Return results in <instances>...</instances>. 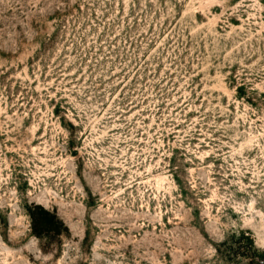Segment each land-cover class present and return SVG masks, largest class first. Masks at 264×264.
Returning <instances> with one entry per match:
<instances>
[{"label": "rangeland", "instance_id": "rangeland-1", "mask_svg": "<svg viewBox=\"0 0 264 264\" xmlns=\"http://www.w3.org/2000/svg\"><path fill=\"white\" fill-rule=\"evenodd\" d=\"M33 204L69 232L37 238ZM254 249L264 0H0V264H254Z\"/></svg>", "mask_w": 264, "mask_h": 264}, {"label": "trees", "instance_id": "trees-1", "mask_svg": "<svg viewBox=\"0 0 264 264\" xmlns=\"http://www.w3.org/2000/svg\"><path fill=\"white\" fill-rule=\"evenodd\" d=\"M31 220L32 232L37 238H43L50 235L61 236L69 232V228L58 217L57 214L48 210L42 205L33 204L27 209ZM243 235V233H241ZM235 237V236H233ZM255 250L256 261L254 264H263V254Z\"/></svg>", "mask_w": 264, "mask_h": 264}, {"label": "water", "instance_id": "water-1", "mask_svg": "<svg viewBox=\"0 0 264 264\" xmlns=\"http://www.w3.org/2000/svg\"><path fill=\"white\" fill-rule=\"evenodd\" d=\"M263 264H264V262H263Z\"/></svg>", "mask_w": 264, "mask_h": 264}]
</instances>
